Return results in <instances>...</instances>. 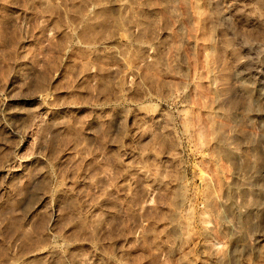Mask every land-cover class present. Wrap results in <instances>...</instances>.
<instances>
[{
	"label": "rangeland",
	"instance_id": "1",
	"mask_svg": "<svg viewBox=\"0 0 264 264\" xmlns=\"http://www.w3.org/2000/svg\"><path fill=\"white\" fill-rule=\"evenodd\" d=\"M262 216L264 0H0V264H264Z\"/></svg>",
	"mask_w": 264,
	"mask_h": 264
},
{
	"label": "bare ground",
	"instance_id": "2",
	"mask_svg": "<svg viewBox=\"0 0 264 264\" xmlns=\"http://www.w3.org/2000/svg\"><path fill=\"white\" fill-rule=\"evenodd\" d=\"M241 185H242V184H241ZM243 185H244V184H243ZM247 186H248V185H247ZM255 190H256V189H255ZM256 193H257V192H256ZM246 199H247V198H246ZM244 203H245V202H244ZM244 211H245V209H244ZM247 211H248V210H247ZM252 211H253V210H252ZM262 214H263V213H262ZM262 217H263V216H262ZM263 218H264V217H263ZM233 219H234V218H233ZM263 221H264V219H263ZM262 223H263V222H262ZM234 227H235V226H234ZM235 229H236V228H235ZM235 229H234V231H235ZM232 231H233V229H232ZM234 231H233V232H234ZM235 233H236V231H235ZM251 234H252V233H251ZM252 235H253V234H252ZM257 236H258V235H256V237H257ZM261 236H262V235H261ZM256 237H255L254 241H255V240H256V242H257V241H260V239H259L260 236H259V238H256ZM262 241L264 242V239H262ZM252 242H253V241H252ZM248 243H249V242H248ZM261 243H262V242H261ZM253 244H254V243H253ZM257 244H258V243H257ZM257 244H256V245H257ZM238 245H240V247H241V244H237V246H238ZM254 245H255V244H254ZM258 245H259V244H258ZM248 246H249V245H248ZM238 247H239V246H238ZM245 247H246V246H244L243 248H245ZM257 248H258V247H257ZM234 249H235V248H234ZM247 249H248V248H247ZM247 249H246L245 252H248ZM249 249H250V248H249ZM253 249H254V248H253ZM257 253H258V252H257ZM236 255H237V254H236ZM238 256H239V255H238ZM235 258H236V257H235ZM241 259H242V258H241ZM235 261H236V260L233 259V264H237ZM237 261H238V260H237Z\"/></svg>",
	"mask_w": 264,
	"mask_h": 264
}]
</instances>
